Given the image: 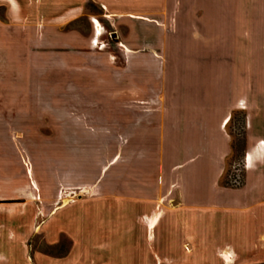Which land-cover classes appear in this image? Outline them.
I'll return each instance as SVG.
<instances>
[{
  "label": "rangeland",
  "instance_id": "374dc122",
  "mask_svg": "<svg viewBox=\"0 0 264 264\" xmlns=\"http://www.w3.org/2000/svg\"><path fill=\"white\" fill-rule=\"evenodd\" d=\"M13 1L19 17L0 5V26L13 31L0 30V229L24 264H37L69 247L63 235L48 244L51 206L93 197L98 184L112 190L116 174L145 173L162 187L196 153L177 151L198 142L191 100L215 99L219 116L247 83L255 92L264 0ZM243 115L232 112L226 127L232 149L219 184L242 182Z\"/></svg>",
  "mask_w": 264,
  "mask_h": 264
},
{
  "label": "crops",
  "instance_id": "0c3cea01",
  "mask_svg": "<svg viewBox=\"0 0 264 264\" xmlns=\"http://www.w3.org/2000/svg\"><path fill=\"white\" fill-rule=\"evenodd\" d=\"M8 1L0 0V5L9 19L19 9ZM15 25L19 29L14 31L25 33L24 24ZM0 30L13 32L1 26ZM254 88L250 95L247 83L246 96L237 95L219 116L212 105L215 99L191 100L188 126L198 142H178L183 145L177 151L196 153L172 168L177 172L173 177L161 176L156 182L164 183L162 187L154 189L152 176L145 173L116 174L111 178L112 190L98 184L93 197L69 204L65 199L61 206H51L45 228L48 244H56L63 235L69 247L62 257L39 256L36 263L226 264L221 252L227 250L229 264L264 261V79ZM234 111L244 114L243 178L239 187L228 188L219 184V178L231 151L226 127ZM179 122L183 126L184 117ZM103 178L98 176L96 182ZM166 214L168 220L156 238L155 229ZM0 264H24L19 243L4 228Z\"/></svg>",
  "mask_w": 264,
  "mask_h": 264
},
{
  "label": "trees",
  "instance_id": "16d2710c",
  "mask_svg": "<svg viewBox=\"0 0 264 264\" xmlns=\"http://www.w3.org/2000/svg\"><path fill=\"white\" fill-rule=\"evenodd\" d=\"M230 149H232V147L230 146ZM221 184V186H223V187H229V188H237V187H239L241 184H242V182L240 183V184H236V185H230V184H228V183H220ZM260 264H264V263H260Z\"/></svg>",
  "mask_w": 264,
  "mask_h": 264
}]
</instances>
